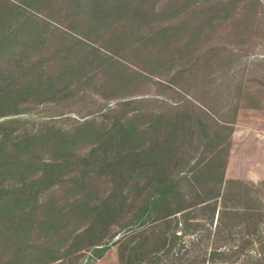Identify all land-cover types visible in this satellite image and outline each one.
<instances>
[{"label": "rangeland", "instance_id": "374dc122", "mask_svg": "<svg viewBox=\"0 0 264 264\" xmlns=\"http://www.w3.org/2000/svg\"><path fill=\"white\" fill-rule=\"evenodd\" d=\"M19 1L0 0V264H123L139 238L122 227L158 179L187 201L199 175L264 182L247 175L252 153L264 171V0H128L150 14L103 22ZM90 46L104 64L60 77ZM121 101L132 103L107 111ZM191 222L154 264H264L257 242L231 256L244 228Z\"/></svg>", "mask_w": 264, "mask_h": 264}, {"label": "trees", "instance_id": "16d2710c", "mask_svg": "<svg viewBox=\"0 0 264 264\" xmlns=\"http://www.w3.org/2000/svg\"><path fill=\"white\" fill-rule=\"evenodd\" d=\"M30 3L34 1V5L41 8L37 3L46 5L50 3H63L65 10L69 13L68 17H73L74 22L91 19L103 22L105 18L112 14L115 15L127 14L131 19H145L148 11V5L142 2L131 3V1L118 0L117 7L111 5L114 0H28ZM19 4L29 7L28 3L22 0ZM32 4V3H31ZM32 7V6H31ZM116 8V9H115ZM42 9V8H41ZM40 10V9H39ZM121 12V14H119ZM146 23V20L140 21V24ZM171 27H163L156 31L160 42L164 45ZM82 44V43H80ZM91 53L89 57H83L80 60L79 68L67 66L60 74L64 77L67 70L79 71L83 76H89L96 72L103 64L107 56L102 54L97 47L90 46ZM101 57V58H100ZM100 63H99V61ZM112 59V58H111ZM130 101H121L114 107H107V111H115L131 104ZM202 109V108H201ZM203 114H206L203 109ZM119 120L116 119L113 125H118ZM199 127L202 129L203 138H208L209 134L204 131L207 128L206 124L197 120ZM115 130H111L112 132ZM112 137V136H111ZM114 137V135H113ZM177 148H175V151ZM61 167L57 165L56 168ZM196 187L195 201H187L184 196L176 189L173 179H158L154 189V195L147 199L138 211L133 216V219L128 222L125 227H122L125 238H139L136 244L128 250L134 253L133 256L126 258L122 253L119 254V259L123 264H142L145 257L150 256L149 262L152 264L159 258L154 257L159 253H167L168 246L173 248L177 239L182 235L187 236V229H190L191 221L196 225L206 223L218 231L221 227L231 228L240 226L244 228L243 234L247 238L243 241L242 246L236 248L230 254L231 256L243 254L246 248L252 247L256 242L260 246H264V242L259 241L258 228L264 224V182L253 184L241 180H225L223 175H199L192 177ZM181 205V206H180ZM200 213V217L195 215ZM196 216L197 219H196ZM199 218V219H198ZM151 239L153 242L150 247H147L146 241ZM259 241V242H258ZM125 250V249H122ZM212 257L225 256L229 257L220 249L211 252ZM232 263V262H230ZM227 264V263H223Z\"/></svg>", "mask_w": 264, "mask_h": 264}, {"label": "crops", "instance_id": "0c3cea01", "mask_svg": "<svg viewBox=\"0 0 264 264\" xmlns=\"http://www.w3.org/2000/svg\"><path fill=\"white\" fill-rule=\"evenodd\" d=\"M259 140V139H258ZM258 142V141H257ZM256 144H258L259 145V143H256ZM251 161L254 163V165L256 166H254L255 167V170L254 171H251V172H249L250 171V169L251 168H247L248 169V171H247V175H258V174H261V175H263L264 174V171H259L258 169H256L259 165V160H261V158H259V157H257V155H254L253 153H252V155H251ZM252 167V166H251ZM261 172V173H260ZM258 173V174H257ZM106 260H107V257H104V258H102L101 260H99L97 263H95V264H106Z\"/></svg>", "mask_w": 264, "mask_h": 264}]
</instances>
